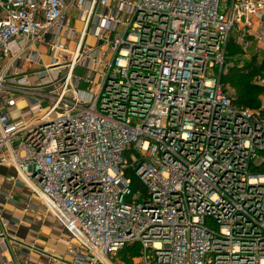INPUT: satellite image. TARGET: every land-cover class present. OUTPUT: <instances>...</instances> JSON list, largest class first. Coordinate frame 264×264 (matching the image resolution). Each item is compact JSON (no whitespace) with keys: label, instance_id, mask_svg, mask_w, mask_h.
Instances as JSON below:
<instances>
[{"label":"built area","instance_id":"2783aa9c","mask_svg":"<svg viewBox=\"0 0 264 264\" xmlns=\"http://www.w3.org/2000/svg\"><path fill=\"white\" fill-rule=\"evenodd\" d=\"M230 47L264 53V0H0V171L63 264H264V98L234 104Z\"/></svg>","mask_w":264,"mask_h":264},{"label":"crops","instance_id":"0c3cea01","mask_svg":"<svg viewBox=\"0 0 264 264\" xmlns=\"http://www.w3.org/2000/svg\"><path fill=\"white\" fill-rule=\"evenodd\" d=\"M74 26L78 28L80 23L75 22ZM38 50L41 54L42 62L47 64L49 62L47 48L45 46H39ZM37 69H39L37 64L31 67L28 64H23L21 70L23 72H31V70ZM18 107H24V102L19 103ZM26 190L28 189L21 186L15 180L13 171L8 169L0 171V218L8 222V226L4 229L5 236L9 240L8 242L11 240L14 241L10 243L4 242L0 245V264H63V262L69 261L70 258L67 255L69 242L67 236L64 234V230L56 221L57 227L61 229V232L60 236L52 239L51 237H47V233H44L42 229L35 228V226L40 224V218H43V215L37 218L39 219L37 223L36 221L27 222L21 214L20 209H18L21 203H25L27 207L33 206L32 200H29L30 193ZM38 233H41L42 238H46L45 243L44 241L42 243V241L36 240V237L39 235ZM15 240L27 246L34 243L36 248L39 247V251L48 250L50 255L52 254L53 259L48 255L40 256L39 253L29 254L26 250H15ZM49 240H51V242H49Z\"/></svg>","mask_w":264,"mask_h":264},{"label":"trees","instance_id":"16d2710c","mask_svg":"<svg viewBox=\"0 0 264 264\" xmlns=\"http://www.w3.org/2000/svg\"><path fill=\"white\" fill-rule=\"evenodd\" d=\"M238 49L230 47L228 56L229 60L232 61L234 56L238 53ZM263 60L259 66H255L256 63L252 62L245 65L241 69L229 68L227 75L223 78V83H229L237 92V101L234 104L237 107L245 109H256L258 104L256 102L257 96L260 94L261 89L253 86L251 80L257 74L264 71V53L262 54ZM263 92V91H262ZM138 254V246L133 245L126 247L123 251L118 254V262L121 264H133L134 258Z\"/></svg>","mask_w":264,"mask_h":264},{"label":"rangeland","instance_id":"374dc122","mask_svg":"<svg viewBox=\"0 0 264 264\" xmlns=\"http://www.w3.org/2000/svg\"><path fill=\"white\" fill-rule=\"evenodd\" d=\"M233 58L234 59L232 61H228V70H229V68L230 69L231 68L241 69L243 67H246L245 66V63H244L245 60L242 59V58H240V56H238V53ZM262 60H263V56L260 55V56L256 57V59H254L253 62L256 63L255 66H259L260 63L262 62ZM247 62L249 64L252 61L251 62L250 61H247ZM260 74H264V71L262 73H260ZM224 84L227 85L233 91V99H234V102L236 103V101H237L236 100L237 99V92H236V90L231 85H229V83H225L224 82ZM251 84H252V80H251ZM263 98H264V92L260 91V94L256 98V102L258 104V107L260 105V101L263 100ZM18 183L21 186H23L20 181ZM26 191L28 193H30V191H28V190H26ZM31 195L32 194L30 193V196ZM29 200H32L33 206L27 207V205H25V203H21L20 204V207L18 208V209H20L21 214L24 216L25 220L27 222L36 221L38 223L39 219H37V218L43 215V218H40L41 219L40 220L41 221L40 224H38V226H35V228L36 229H42L44 233H47L46 236L47 237H51L52 239L57 238L58 236H60L61 229L57 227V223L55 222L53 216L50 213L45 212V209L42 207L41 204H39V202H38V200L36 198H34V197L32 198V196H31V198H29ZM38 234L39 235L36 237V240L37 241H42V243L44 241V243H45L46 242V238L45 237L42 238L41 237L42 236L41 233H38ZM65 236H66V234H65ZM16 242H18V241H16ZM49 242H51V240H49ZM18 243L21 244V242H18ZM30 246H32L35 250H37V252L39 253L40 256L48 255L50 257L52 255V254L50 255V253H49L48 250H40L39 251V249H38L39 247L36 248L35 247L36 245H34V243H31ZM48 256H46V257H48Z\"/></svg>","mask_w":264,"mask_h":264}]
</instances>
